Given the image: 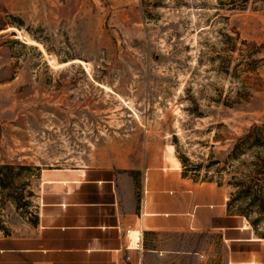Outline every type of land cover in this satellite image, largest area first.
<instances>
[{
    "label": "rangeland",
    "instance_id": "obj_1",
    "mask_svg": "<svg viewBox=\"0 0 264 264\" xmlns=\"http://www.w3.org/2000/svg\"><path fill=\"white\" fill-rule=\"evenodd\" d=\"M227 1L0 0V231L22 216L31 200L22 194L42 167L174 160L194 183L221 186L225 200L244 190L264 144L228 152L249 126L264 132V8ZM223 34L237 38L242 54L231 53L235 74L223 72ZM246 74L253 85L246 100L223 104ZM258 183L263 205L242 194L231 210L262 233ZM178 238L149 236L147 245L172 249ZM255 248L235 244L234 256ZM199 253H146L140 264L227 261L215 238H200Z\"/></svg>",
    "mask_w": 264,
    "mask_h": 264
},
{
    "label": "crops",
    "instance_id": "obj_2",
    "mask_svg": "<svg viewBox=\"0 0 264 264\" xmlns=\"http://www.w3.org/2000/svg\"><path fill=\"white\" fill-rule=\"evenodd\" d=\"M33 176L22 216L0 231V264H140L146 253L161 259L168 252L192 258L200 238L218 240L225 264H264V237L244 217L226 213L222 187L194 183L174 160L119 169L42 167ZM172 234L179 247L147 245L149 236ZM235 244L256 248L235 257Z\"/></svg>",
    "mask_w": 264,
    "mask_h": 264
},
{
    "label": "trees",
    "instance_id": "obj_3",
    "mask_svg": "<svg viewBox=\"0 0 264 264\" xmlns=\"http://www.w3.org/2000/svg\"><path fill=\"white\" fill-rule=\"evenodd\" d=\"M230 5L229 8H235V9H243L246 8L247 6H250L253 9L257 8H264V0H228L227 1ZM225 42V55H223V58L220 62L224 63L223 66V72L230 73V74H235L233 70H231V53L234 51H237V57H241V52H239V47L236 45V41L234 36H231L229 34H223ZM239 42L245 43V39H239ZM240 55V56H238ZM218 57H222L220 55H216ZM240 60V58L238 59ZM235 65V64H234ZM233 69V68H232ZM252 70V69H250ZM234 76V75H233ZM239 86L238 89L235 91V96L230 97V100L222 101L223 104L226 105H232L238 101H243L246 100L247 96L250 94L248 93L251 88L253 89L252 83L248 81V75L242 76L240 79H238ZM240 89V90H239ZM228 98L229 95L227 94ZM227 98V97H226ZM192 109V107H190ZM195 112V111H194ZM197 114H199L200 111H196ZM247 144H264V132L262 128L258 125H252L247 128V130L237 136L234 141L231 144L230 150H229V155L230 156H235L238 152H240L241 149H243V145ZM264 153V150L262 151ZM182 173V172H181ZM252 175H246L247 176V185L245 186L244 190H236L235 192H231L228 194V199L225 200V211L227 214L230 215H241L244 216L248 224L250 225L252 232L254 235L257 237H264V232L260 233L255 230V220L254 219H249L246 217V214L242 210H231L233 207L232 202L241 196L244 195H250L251 200L250 202L252 203L253 200L257 199L259 201L258 206L263 205V201H260V198L262 199L263 197L260 195V189L261 185L258 183V181H264V156L260 157L259 155H255V161L253 162V168L251 169ZM183 174V173H182ZM243 181L242 179H238L234 181V187H240L241 185L243 186ZM24 198L22 194V199Z\"/></svg>",
    "mask_w": 264,
    "mask_h": 264
}]
</instances>
